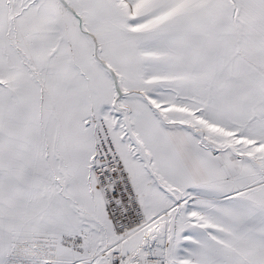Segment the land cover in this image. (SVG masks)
I'll return each instance as SVG.
<instances>
[{"label":"snow or ice","instance_id":"1","mask_svg":"<svg viewBox=\"0 0 264 264\" xmlns=\"http://www.w3.org/2000/svg\"><path fill=\"white\" fill-rule=\"evenodd\" d=\"M0 264H264V0H0Z\"/></svg>","mask_w":264,"mask_h":264}]
</instances>
